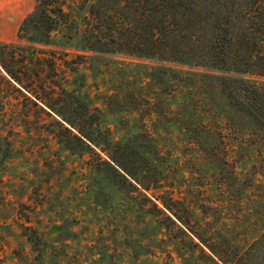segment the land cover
Segmentation results:
<instances>
[{"label": "rangeland", "instance_id": "obj_1", "mask_svg": "<svg viewBox=\"0 0 264 264\" xmlns=\"http://www.w3.org/2000/svg\"><path fill=\"white\" fill-rule=\"evenodd\" d=\"M242 1L183 0L162 41L168 46L163 54L172 48V56L201 58L210 45L208 27H224L226 21L238 30L236 39L247 44L241 48L245 54L261 52L256 41L264 38V7L246 11ZM34 5L35 0H0V43L25 45L17 32ZM68 7L78 34L62 29L52 35L50 46L36 47L29 66L39 77L31 88L47 100L50 93L41 92L39 79L50 76L58 85L71 79L69 69L84 74L82 92L91 108L104 112L100 125L111 130L113 142L146 128L158 138L159 183L148 192L127 184L112 192L98 179L94 185L100 184L102 193L94 199L88 166L54 139L55 121L61 120L0 81V264H212L209 251L195 247L190 232L220 242L227 260L241 256L245 264H264V122L238 90L234 102L241 108H235L221 80H243L239 86L259 91L264 99V76L123 54L93 60L82 49L93 16L78 9L79 2L68 0ZM110 96L112 114H107ZM194 139L203 145H194ZM149 178L138 176L146 184ZM161 196L172 200V210L188 230L154 210L148 200L161 208L154 200ZM23 226L35 231L28 233L35 236L36 253ZM37 253L42 258L33 260Z\"/></svg>", "mask_w": 264, "mask_h": 264}, {"label": "trees", "instance_id": "obj_2", "mask_svg": "<svg viewBox=\"0 0 264 264\" xmlns=\"http://www.w3.org/2000/svg\"><path fill=\"white\" fill-rule=\"evenodd\" d=\"M73 1L80 3L78 9L85 10L88 15L93 16L92 25L83 34L84 46L82 48L92 54L93 60L95 55L123 54L164 62L175 61L188 66L237 75L264 76V38L256 41L261 52L247 55L242 51L247 44L242 43L239 38L236 39L238 30L235 25L227 21L224 27L215 24L208 27L211 29L210 45L206 46L201 58L192 60L172 56L174 53L172 48L168 54H163L168 46L163 45L162 41H166L169 37L168 30L174 25L173 20L183 0H95L94 4H90V0ZM242 3H246V11H252L256 5L264 7V0H245ZM62 29L78 34L75 21L69 12L68 0H35L33 10L21 21L17 32L18 40L23 41L25 45L0 43V81L17 95H22L26 101L38 107L40 111L49 116L50 114L45 112L48 109L61 120L55 121L54 139L63 152L78 157L84 165L88 166L93 176L91 188L94 199L102 193V190H99L101 189L100 184L94 185L99 183L98 179L104 180L106 185L111 187L112 192L115 191L113 188L120 184H127L134 190H138L139 186L146 192L157 189L159 183L157 179L161 175L158 167L160 165H157L158 158L161 157L158 138L146 128L140 130L139 133L113 142L111 130L100 125L104 112L91 108L88 97L82 92L85 82L84 74H80L77 69H69L72 80L66 78L63 84L58 85L51 80L50 76L39 79L41 92L48 95L50 93L47 100L41 99L35 93L34 88H31L33 78L38 79L39 77L33 74L29 66L37 55L36 47L50 46L52 35ZM260 35H264V32H260ZM254 67L257 69L254 70ZM22 76L29 81L28 85L22 82ZM77 78L80 80L78 84ZM221 80L225 87L223 88L225 94L226 90H231V93L228 91L226 99L231 100L235 108H241L240 104L234 102L238 96L234 94L236 93L234 90H238L237 92L244 93L242 102L247 103V106L256 113L255 117L258 115L260 117L258 119L264 122V99L259 91L239 86L244 81L238 78H221ZM240 88L244 90L241 91ZM24 91L27 95L29 94L30 98L33 97V100L25 96L22 93ZM112 99L111 96L105 99L107 103L104 107L107 114H112L110 111ZM14 100L18 102V99ZM8 101V96L1 98L3 106ZM95 111L98 117L95 116ZM1 113L2 117H6V112ZM151 114L159 115L155 111ZM186 117L189 116L186 115ZM140 128H143L142 124ZM125 133L127 135V132ZM192 143L203 145L195 139ZM139 175L150 177L147 179V184L138 179ZM154 200L159 202L161 208H158V205L152 201H148L165 220L175 225L172 220L174 217L181 226L187 229L186 224L172 210L170 198L161 196ZM29 231L35 235L33 228L27 226L24 227L23 236L27 238L34 249L33 252L36 253L38 246L34 242L35 236L29 234ZM181 233L185 234L183 230ZM190 233L197 240L195 247H198L200 251H203L201 247H205L209 251L208 258L212 264H245L241 256L236 262L227 260L220 242L209 243L198 234ZM40 257L42 258L40 253L39 255L37 253L33 260H38Z\"/></svg>", "mask_w": 264, "mask_h": 264}]
</instances>
